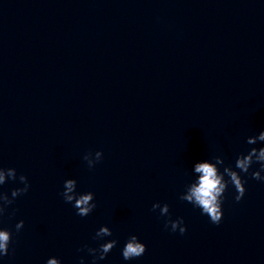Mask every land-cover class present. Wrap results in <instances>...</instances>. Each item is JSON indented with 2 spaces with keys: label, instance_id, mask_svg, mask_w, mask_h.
Here are the masks:
<instances>
[{
  "label": "clouds",
  "instance_id": "clouds-1",
  "mask_svg": "<svg viewBox=\"0 0 264 264\" xmlns=\"http://www.w3.org/2000/svg\"><path fill=\"white\" fill-rule=\"evenodd\" d=\"M257 142H264V131L258 135L249 136L246 143L248 145H255ZM103 153L96 151L94 154L88 152L83 156L87 162L89 169L102 159ZM259 164L258 170L251 172V177L255 180L264 181V147H251L247 153H240L235 160V169L231 165H225L223 156L216 155L213 160H203L197 162L193 166V171L196 174V179L186 186V190L180 195L179 199L192 204L201 210V213L207 215L213 224H219L223 217L222 204L224 194L231 184L236 190L234 197L236 202H239L245 195L246 181L243 179L241 173L248 174L253 164ZM224 166L223 171H220L218 166ZM227 177L228 179H225ZM17 179V171L15 168L0 167V185H4L8 180L15 181ZM19 182L23 187H18L12 190L11 198L7 193L0 192V217H3L9 205L13 204L15 198L26 194L30 188L28 178L25 175L19 176ZM64 190L60 193L66 203H70L76 209V214L80 217H86L92 213L96 208L94 203V193H77V181L75 179H67L64 181ZM160 209L162 216L169 213V205L159 202L152 205V210ZM14 214V213H13ZM172 232L177 230L183 235L187 228L184 225L183 218L176 220L169 219L165 222V228H169ZM24 227V221L20 220L16 223L15 229L19 232ZM112 236V231L107 226H102L95 233L94 239H103L104 237ZM12 242V233L8 229L0 228V256H6L9 252V245ZM118 241L115 239L109 240L100 244L99 248H90L87 245V251L96 259L103 260L107 254L117 245ZM84 249H80L83 251ZM146 251V245L139 241L138 237L132 235L129 237L125 246L122 249V256L125 260H132L142 256ZM46 264H61L57 257H51L46 261ZM80 264H83L81 258Z\"/></svg>",
  "mask_w": 264,
  "mask_h": 264
}]
</instances>
